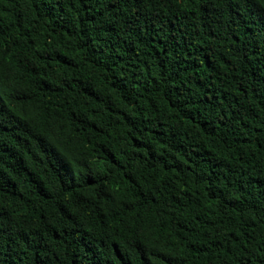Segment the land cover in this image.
<instances>
[{"label": "trees", "instance_id": "16d2710c", "mask_svg": "<svg viewBox=\"0 0 264 264\" xmlns=\"http://www.w3.org/2000/svg\"><path fill=\"white\" fill-rule=\"evenodd\" d=\"M0 264H264V0H0Z\"/></svg>", "mask_w": 264, "mask_h": 264}]
</instances>
